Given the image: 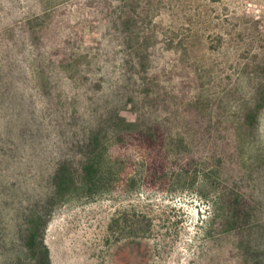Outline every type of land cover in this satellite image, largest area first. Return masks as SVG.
<instances>
[{
    "label": "rangeland",
    "instance_id": "obj_1",
    "mask_svg": "<svg viewBox=\"0 0 264 264\" xmlns=\"http://www.w3.org/2000/svg\"><path fill=\"white\" fill-rule=\"evenodd\" d=\"M53 1L48 13L47 0H0V264H35V214L52 264H264V109L256 128L243 122L264 85V0H117L152 37L135 47L91 0ZM108 115L160 128L158 169L184 134L197 182L148 176V150L119 120L111 182L57 199V169L82 160L79 140ZM226 191L253 201L246 230H225Z\"/></svg>",
    "mask_w": 264,
    "mask_h": 264
},
{
    "label": "trees",
    "instance_id": "obj_2",
    "mask_svg": "<svg viewBox=\"0 0 264 264\" xmlns=\"http://www.w3.org/2000/svg\"><path fill=\"white\" fill-rule=\"evenodd\" d=\"M91 1L94 5V9L100 14L108 17L107 20L116 30L127 34L126 40L133 47L136 46L135 43L140 45L142 42H147L152 38L149 33L143 36L141 28L142 23L139 19L136 17L126 19L123 18L122 15L117 14L118 8L113 6L117 0ZM47 2L49 4L48 13L58 6L53 0H47ZM67 2L68 0H64L61 2V5ZM97 18L99 17L97 16ZM128 32H130V34ZM176 37L177 34L175 38L171 40L172 45L175 44ZM147 58L146 55H139L140 65L145 66L144 62ZM149 82H151V80H149ZM152 83H154V81ZM254 98V104L250 105L243 118V122L252 128H256L259 124V116L264 109V85L257 88ZM148 102L153 106H158L162 103L166 104L165 99H163L161 95L154 98L150 97ZM119 120L130 124V126L136 127L135 134L137 133L138 138L144 143V150H148V155L150 156L149 161H151L146 170L148 176L160 174V179H164L168 174H170V176H177L178 179L187 176L193 183L197 182L199 178V161L194 157H188L189 154L184 147V145H186L184 134L177 135L178 137L173 141L174 144L177 143L176 146H178V149L176 147L175 150L172 149L171 154L170 151L167 153L165 159L169 162L171 161L169 169H167V165L165 164H162L160 169H158L153 160L154 155L152 149L157 143L162 144L166 142V139L160 132V128L154 124L142 125L140 124V120L137 123H133L119 115H108V117H103L98 124L92 128L89 137H84L82 140H79L82 160L78 164H75L73 159L65 160L57 169L54 175V195L57 199H66L81 188L87 189L91 193L98 192L104 187H107L111 182L108 174L116 168V164L118 163L112 164L106 157L107 147L105 146V138H108L109 132L106 128L107 124L112 125ZM172 137L173 135L171 138ZM169 140L170 139H168V142ZM167 145L169 146L171 144L167 143ZM224 160L225 159L222 158L219 161L224 163ZM153 168L156 169L155 172L151 171ZM222 198L224 201L222 209L225 211V217L222 223L226 228L225 230H246L249 228L252 220V209L254 208L253 201L249 200L244 195L239 196L233 191L223 192ZM42 229L41 217L35 214L34 218L29 223L25 246L35 264H52L49 250L42 239Z\"/></svg>",
    "mask_w": 264,
    "mask_h": 264
}]
</instances>
